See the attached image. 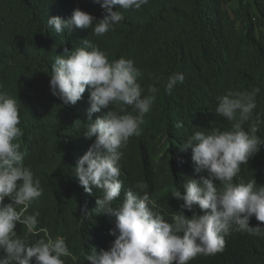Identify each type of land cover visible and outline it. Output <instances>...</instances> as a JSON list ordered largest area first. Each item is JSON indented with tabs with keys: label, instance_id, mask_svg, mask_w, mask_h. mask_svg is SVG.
<instances>
[{
	"label": "trees",
	"instance_id": "1",
	"mask_svg": "<svg viewBox=\"0 0 264 264\" xmlns=\"http://www.w3.org/2000/svg\"><path fill=\"white\" fill-rule=\"evenodd\" d=\"M72 8L97 21L105 15L93 0H0V90L17 100L24 164L43 188L28 214L38 211L37 227H47L53 237L65 238L77 256L75 262L62 258L65 264H88L85 256L93 246L99 252L114 243L110 232L116 219L111 220V214H96L100 190L93 186V195L87 194L74 175L78 159L95 139L82 136L83 123H88L89 90L76 105L67 107L52 95L50 70L56 55L89 39L109 61L123 57L135 62L143 95L152 85L160 89L144 117L141 135L131 137L126 145V157L119 163L122 193L113 206H118L127 190L141 196L147 192L171 222V214L183 203L171 192L177 187L183 194L188 178L206 176L201 172L197 177L191 149L182 152L180 146L196 131L231 129L232 122L215 113L218 97L259 87L257 107L245 128L256 126L264 140V0H149L139 10L120 9L124 19L99 37L92 29L57 34L47 25L48 17L71 18ZM177 72L184 75V81L169 95L163 82ZM110 108L94 113L92 120ZM127 111L135 115L131 106ZM78 119L81 124L73 127ZM179 121L184 127L177 129L174 125ZM257 176L264 178V144L248 164L241 165L234 182ZM9 202L6 198L5 203ZM195 211L203 214L198 208ZM89 213L90 217L81 218ZM185 215L191 218L193 212L185 210ZM15 230L29 244L42 235L29 233L20 224ZM247 239L251 241L235 243L218 259L198 264H264V242ZM4 255L0 252V258Z\"/></svg>",
	"mask_w": 264,
	"mask_h": 264
},
{
	"label": "clouds",
	"instance_id": "2",
	"mask_svg": "<svg viewBox=\"0 0 264 264\" xmlns=\"http://www.w3.org/2000/svg\"><path fill=\"white\" fill-rule=\"evenodd\" d=\"M105 11L102 19L77 8L71 18L48 17L47 25L57 34L76 29H92L99 37L115 29L123 19L120 9H136L149 0H93ZM118 10H113L117 8ZM50 91L62 105L74 106L89 90L88 123L84 124L83 138L94 139L91 147L78 159L74 175L89 195L93 186L100 190L96 196V214H111L116 219L110 232L115 237L109 250L92 247L85 256L88 264H198L216 260L227 254L232 246L247 238L264 242V185L252 178L235 183L242 164H248L264 144L257 135L258 128L248 124L257 107L259 87L245 91H229L218 97L215 113L231 123L230 130L213 128L196 131L180 146L182 152L192 151L194 172L206 176L188 178L185 192L176 187L173 198L183 203L173 211L171 222L161 214L157 200L147 192L142 196L133 190L120 198L123 181L119 163L121 149L133 136L141 135V125L160 91L155 85L143 95L138 82L140 71L132 59L121 57L109 61L107 54L89 39L71 51L64 49L56 55L51 66ZM182 73L171 74L164 82V91L171 95L183 83ZM94 121L92 115L108 109ZM119 107V111L115 107ZM131 106L135 115L127 111ZM76 120L73 127H78ZM17 100L0 90V264H65L64 257L77 261L65 238L53 237L47 227L38 228L40 213H29L32 203L43 195L40 180L25 166L26 153L18 142L23 131ZM183 128V121L174 125ZM142 188V185H137ZM6 198L10 200L5 203ZM199 209L203 214L195 211ZM185 210L193 212L191 218ZM86 213V209L82 210ZM92 214H82L88 218ZM29 233L40 235L29 244L17 235V225ZM233 231V232H232ZM232 232V234H230ZM230 234V235H229Z\"/></svg>",
	"mask_w": 264,
	"mask_h": 264
},
{
	"label": "water",
	"instance_id": "3",
	"mask_svg": "<svg viewBox=\"0 0 264 264\" xmlns=\"http://www.w3.org/2000/svg\"><path fill=\"white\" fill-rule=\"evenodd\" d=\"M74 3H75V1H74ZM96 8V7H95ZM75 9L74 8H72L71 9V12H73ZM111 31H109V32H107V33H110ZM106 33V34H107ZM105 35V34H104ZM128 144V143H127ZM129 146V145H128ZM126 150H127V146H125V147H123L122 149H121V151L123 152V157H122V159L121 160H124L125 159V157L126 156H124L125 154H126ZM241 177H244V174H243V172H241ZM253 178H255V180L257 181V185L258 186H260L261 184L262 185H264V178L263 179H261V176H257V177H253ZM247 182L248 180H246V179H241V182ZM262 224H264V222L262 223Z\"/></svg>",
	"mask_w": 264,
	"mask_h": 264
},
{
	"label": "bare ground",
	"instance_id": "4",
	"mask_svg": "<svg viewBox=\"0 0 264 264\" xmlns=\"http://www.w3.org/2000/svg\"><path fill=\"white\" fill-rule=\"evenodd\" d=\"M195 107V106H194ZM195 115V114H194ZM189 132V131H188ZM187 137V136H186ZM182 140V139H181ZM180 142V141H179ZM125 156V155H124ZM197 177H199V175H197Z\"/></svg>",
	"mask_w": 264,
	"mask_h": 264
}]
</instances>
